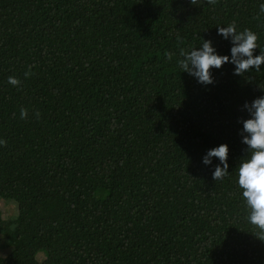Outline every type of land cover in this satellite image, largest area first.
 <instances>
[{"label":"trees","instance_id":"trees-1","mask_svg":"<svg viewBox=\"0 0 264 264\" xmlns=\"http://www.w3.org/2000/svg\"><path fill=\"white\" fill-rule=\"evenodd\" d=\"M262 3L0 0V192L18 211L0 264H264L237 184L264 63L207 85L177 63L205 40L230 57L228 24L264 52Z\"/></svg>","mask_w":264,"mask_h":264},{"label":"clouds","instance_id":"clouds-1","mask_svg":"<svg viewBox=\"0 0 264 264\" xmlns=\"http://www.w3.org/2000/svg\"><path fill=\"white\" fill-rule=\"evenodd\" d=\"M260 12L264 13V3L260 5ZM217 33L225 39L231 36L230 57L227 54H219L212 43L205 40L199 47L180 50L179 57L183 58H179L177 63L182 71L194 76L197 83L207 85L212 82L210 69H218L227 62L235 64L234 74L250 68L260 69L264 63V52L253 55L254 50L259 48L255 32L247 28L237 31L234 24H228L217 27ZM8 82L13 85L19 83L14 77H9ZM245 107L249 111V117L243 121V129L247 133L243 137L247 154L239 162L237 184L245 205L250 210L248 221L264 231V95L252 99ZM25 115V110L21 109V117ZM3 143L4 141L0 140V144ZM212 156L219 158L223 165L215 168L212 177L214 180L221 179L229 172L228 145L221 143L210 148L203 162L210 163L209 157Z\"/></svg>","mask_w":264,"mask_h":264},{"label":"rangeland","instance_id":"rangeland-1","mask_svg":"<svg viewBox=\"0 0 264 264\" xmlns=\"http://www.w3.org/2000/svg\"><path fill=\"white\" fill-rule=\"evenodd\" d=\"M14 202H10L0 192V255H6L8 251L11 249V247H7L6 249H4V247L2 246V244L4 243L3 240L4 238H3L2 226H1V219L3 217L16 215L18 213L17 206L15 204L16 202L15 203ZM38 258L42 260L44 258V254L40 253L38 255Z\"/></svg>","mask_w":264,"mask_h":264}]
</instances>
